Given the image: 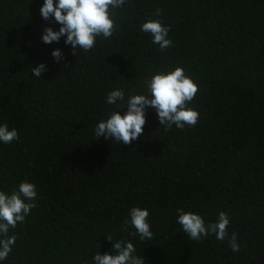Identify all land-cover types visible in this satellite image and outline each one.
Here are the masks:
<instances>
[{"label": "trees", "instance_id": "trees-1", "mask_svg": "<svg viewBox=\"0 0 264 264\" xmlns=\"http://www.w3.org/2000/svg\"><path fill=\"white\" fill-rule=\"evenodd\" d=\"M43 3L0 0V125L19 134L0 142V191L25 181L37 190L0 264H94L120 240L144 264H264V0H126L113 35L76 53L66 36L43 42L44 28L61 27L42 18ZM150 19L170 26L172 47L141 31ZM176 67L199 85L188 105L195 126L165 131L148 107L130 144L94 135L111 113L125 114L131 95H150L154 74ZM116 89L123 109L106 102ZM133 207L149 210L151 239L124 224ZM177 209L206 224L226 213L239 251L215 234L192 240Z\"/></svg>", "mask_w": 264, "mask_h": 264}, {"label": "clouds", "instance_id": "clouds-1", "mask_svg": "<svg viewBox=\"0 0 264 264\" xmlns=\"http://www.w3.org/2000/svg\"><path fill=\"white\" fill-rule=\"evenodd\" d=\"M126 4V0H44L40 9L43 19L54 17L55 22L61 27L54 31L51 27L43 29L42 40L44 43L59 42L62 36H66L65 44L71 45L74 53L77 47L85 52L91 50L97 42V37L110 38L116 30L114 20L115 9ZM155 15H160L157 9ZM141 31L150 33L152 42L158 44L160 50L172 47V41L168 38L170 26L164 25L161 20H148L141 26ZM54 58L59 60L62 53L59 49L52 52ZM33 76L39 78L46 71L45 64L41 63L31 69ZM150 95L134 94L127 102V111L124 115L114 111L106 120L100 121L94 135L103 136L105 139L114 138L118 143L130 144L143 132L146 124V108L155 110L159 124L164 125L165 131L173 125L183 129L186 125L195 126L199 119V112L189 107L199 90V85L185 75L182 67H176L167 73H156L146 81ZM123 90H112L107 94L106 102L116 104L118 109L124 102ZM19 140L18 131L15 128L9 130L7 123L0 125V142L9 144ZM36 185L30 182L19 184L18 190L8 194L0 191V261L7 259L15 244L16 236H9L10 228H15L17 223H22L31 210L36 207ZM28 201V202H26ZM130 220L124 224H130L135 228L133 235L139 234L140 238L151 239L153 236L148 222L149 210L133 207L130 210ZM177 222L182 225L188 236L197 242L210 234H215L216 239L228 238L229 246L233 252L239 251L237 233L233 232L229 237L228 225L230 223L227 214L220 212L215 222L205 223L204 218L194 212H185L177 209ZM126 230V229H125ZM107 240L112 241L111 236ZM136 251L133 243L120 240L113 243L112 253L103 255L98 252L93 256L94 264H144L140 256L133 255ZM113 252L115 254H113Z\"/></svg>", "mask_w": 264, "mask_h": 264}]
</instances>
